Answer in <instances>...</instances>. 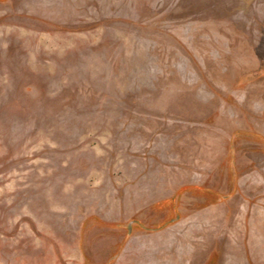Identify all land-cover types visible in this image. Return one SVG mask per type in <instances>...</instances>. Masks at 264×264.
Here are the masks:
<instances>
[{
  "label": "rangeland",
  "instance_id": "1",
  "mask_svg": "<svg viewBox=\"0 0 264 264\" xmlns=\"http://www.w3.org/2000/svg\"><path fill=\"white\" fill-rule=\"evenodd\" d=\"M213 125L223 186L168 174ZM259 189L264 0H0V264H112L237 199L236 242L180 220L162 264H264Z\"/></svg>",
  "mask_w": 264,
  "mask_h": 264
},
{
  "label": "flooded vegetation",
  "instance_id": "2",
  "mask_svg": "<svg viewBox=\"0 0 264 264\" xmlns=\"http://www.w3.org/2000/svg\"><path fill=\"white\" fill-rule=\"evenodd\" d=\"M259 124L260 119L255 118ZM225 130L224 127H217L213 125L205 134L206 136L197 147L189 146V153L187 157L181 161L178 157L171 155L167 159L169 163L168 174L182 175L184 177L202 182L203 184L210 183L215 187H222L220 179V172L222 169L223 154H220L219 141L222 140ZM174 145V144H172ZM244 143L238 142L236 150L241 151ZM174 164H181L177 168ZM244 167L248 166V162L243 163ZM259 196H264V192L259 189ZM239 200L233 201V206H236ZM218 210V206L215 207ZM213 219V220H212ZM221 216L218 212L210 213L208 220H196V232L205 233L210 231H217L222 229L226 232L225 236L230 242H236L239 234V220H220Z\"/></svg>",
  "mask_w": 264,
  "mask_h": 264
},
{
  "label": "crops",
  "instance_id": "3",
  "mask_svg": "<svg viewBox=\"0 0 264 264\" xmlns=\"http://www.w3.org/2000/svg\"><path fill=\"white\" fill-rule=\"evenodd\" d=\"M166 198V197H165ZM162 198V199H165ZM233 203V202H231ZM238 205V204H237ZM237 205L235 206L236 210L234 215L232 216V220H239L243 215L244 218L247 216V207H244V212H241ZM221 206H218V210L215 208H209L206 210H193L190 213H183L179 219H176L173 223L164 226L163 228H157L154 231H151L148 235V238L144 240L143 245L140 247L137 245V241L135 239L129 240L127 239L125 243H128V247H131L132 250H126L124 253L120 252L116 256L114 262L112 264H162L165 259L166 250L172 254L173 257H176L179 261L178 255L181 254V242L185 240L189 234L184 233V226L179 224L173 227L168 232L166 231L167 226H173L176 222L180 220H190L192 227V233L195 232L197 227L196 220H208V216L210 213L218 212L221 216L220 212ZM238 209V210H237ZM225 215V214H223ZM221 216L220 220H224ZM260 220H264V215L260 214ZM213 220V219H212ZM226 220V219H225ZM186 223V222H185ZM182 235L184 236L182 238ZM167 236L169 239V246L167 242ZM129 237V236H128ZM182 238V239H181ZM137 245V246H136ZM180 256V255H179ZM182 256V255H181ZM180 262V261H179Z\"/></svg>",
  "mask_w": 264,
  "mask_h": 264
}]
</instances>
